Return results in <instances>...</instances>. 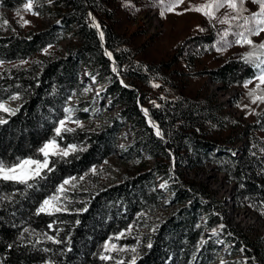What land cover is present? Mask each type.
<instances>
[{
    "label": "trees",
    "instance_id": "1",
    "mask_svg": "<svg viewBox=\"0 0 264 264\" xmlns=\"http://www.w3.org/2000/svg\"><path fill=\"white\" fill-rule=\"evenodd\" d=\"M28 1L0 4L18 13ZM31 2L42 27L9 35L0 27V60L17 61L0 69V100L15 97L19 102L14 114L0 123V161L13 164L33 157L48 138L74 144L76 150L51 156L52 170L30 180L32 187L0 179V264H190L193 259L205 264L219 248L216 235H203L205 226L219 227L231 253L240 254L239 264H264V236L253 238L221 225L216 210L222 199L204 181L185 176L187 169L197 172L206 162L214 163L235 182L237 205H249L264 218V101L253 103L256 96H264V86L243 94L258 107H252L255 120L246 124L247 141L235 146L230 133L241 119L226 112L209 89H186L184 67L173 66L175 60L140 56L141 48L117 27L119 0ZM44 13L51 19L48 24ZM5 16L0 12L1 23ZM64 38L69 40L61 50ZM212 38V33L188 35L187 42L194 46L183 61L186 71L194 72L195 56ZM250 39L264 43V38ZM238 46L222 63L204 70L225 87L253 77L255 64L264 58L258 51L246 60L252 46ZM87 80L97 84L102 104L117 107L116 114L102 118L101 110L93 108ZM71 94L78 98L79 116L87 118L89 111L98 121L91 127L66 126L74 131L57 137L55 126ZM241 100L237 97L235 103L247 111L249 105ZM151 121L159 125L160 135ZM126 123L130 141L118 153L130 164L121 179L107 182L102 168L90 167L115 152L118 132ZM149 157L155 161L151 167ZM64 178L75 186L68 192V209L38 212L43 197ZM157 178L166 180L169 208L160 202L163 189Z\"/></svg>",
    "mask_w": 264,
    "mask_h": 264
},
{
    "label": "rangeland",
    "instance_id": "2",
    "mask_svg": "<svg viewBox=\"0 0 264 264\" xmlns=\"http://www.w3.org/2000/svg\"><path fill=\"white\" fill-rule=\"evenodd\" d=\"M206 2L207 0H183V3L177 2L172 11H165V8L170 3H173V0H164L163 3H161L160 0H119L118 14L120 22L117 27L127 37H129L130 41L135 47L141 48L140 56L151 60H175L173 66L177 68L184 67L183 70L185 72L183 73L182 78L183 82L187 85L186 89L192 92L201 90L202 87L209 89V93L213 96V98L219 100L226 112H230L235 117H239L241 122L230 133L233 138V145L239 146L242 145L243 142L247 141L248 135L246 132V124L255 120L253 108L258 107V105L253 103L249 104L247 102V97L243 96V94L246 89L250 87L256 85L264 86V84H260L259 80L256 78L259 73V69L257 68L255 75L253 77L247 78L242 84H231L228 87H225L220 81L213 80L204 70L219 65L228 56L234 54L240 48L238 43L233 42L237 39L235 33L240 32L239 30H236V28L239 27L235 26L243 25V17H247L250 13L258 11L259 6L252 3L251 0H245L244 7L247 9V11L240 14V19L230 21L227 24H222L219 22V20L223 19L225 14L237 16V12L229 8H221L218 12H216V19H209L201 12L187 10L194 5H202ZM151 9H155V12L150 11ZM0 12H4L6 15L5 22H0V27L4 26V32L6 35L19 32L26 33L29 31V29H35L43 26L41 16L35 11L20 10L18 13H14L13 10H9L0 4ZM162 12L163 15L161 14ZM43 18L46 21V24L50 22L46 19V13H44ZM25 21H27V23H25ZM225 30L228 31L227 36L224 35ZM192 32L213 34L212 40L205 43L206 45H204L203 51H201L202 53L200 52L199 55L195 56V69L193 73L192 71H186L187 67L183 65L184 59H186L190 53V50H193L194 44L187 42V37ZM254 37L262 39L264 38V32H262L259 36ZM68 40V38H64L61 41V48L64 47ZM180 46L182 47L181 52H179ZM47 49L48 47H45L40 54L42 55ZM16 62L17 61L0 60V69H3L8 65H13ZM248 81L252 82L247 83ZM85 83L88 96L93 98V108H98L101 110V117L104 118L106 115L116 114L117 107H110L106 104H102L104 100L100 99V97L96 95L98 91L97 84H93L90 81H86ZM237 97H241L242 103L249 105V107H247V111H244L242 106H239V104L235 103V99ZM77 101L78 98L76 96L71 95L67 98L63 107L64 115L58 119L55 129L59 126V121L65 119V117L68 116V113L65 111V109L72 110V121L68 122L66 126L91 127L96 125L98 120L94 119L95 115L89 113V111L86 113L88 114L87 118L82 119L79 116L81 109L80 105L77 104ZM16 102L17 105H15ZM0 104L4 105V107L8 109V111H5V114L0 113V120L3 121L5 120L7 114H12L19 106L18 99L15 97L1 99ZM257 132L263 135L261 131L257 130ZM130 133L131 132L127 128L126 123L121 127L118 135H126L130 137ZM51 139L55 138H48L41 144V147ZM57 143L61 150L67 149L68 153L72 151V148L68 146L74 145L62 144L59 141H57ZM118 151L119 150L116 146L114 153L105 157L100 164L92 165L90 170L95 171L98 167L102 168L108 178L107 182H114L121 179L125 174L130 162L125 160V158L122 157ZM28 158H39L40 160H43L44 157L41 153H38L33 157H24L20 160ZM50 159L51 156L49 157V160ZM154 163L155 161L148 160L147 166L151 167ZM185 176L189 179L193 178L196 181H204L205 184L216 193V195L218 194V197L222 198L225 211L228 215L232 216L239 210V208L233 210L231 207H229L227 202L229 200L228 196L230 194L226 193V189L229 187L232 193L234 188L231 189V186L223 183V180H225V174L223 170H219L214 163L208 162L207 164H204L197 170V172H195V170H191L190 172L187 171L186 174L185 170ZM157 179V183L162 186L163 189V195L160 199V202L165 208H169L171 206L168 198L169 189L164 187L166 185V180L163 178ZM66 180L69 181L68 184L64 183ZM61 186H63V190H61ZM74 187L71 184V178L62 179L56 185V188L53 192L43 197L38 208H40L44 200L57 197V199L54 201L56 206L59 207L61 211L67 210V200L70 198L68 192ZM77 188L80 189V186H77ZM253 209H249L251 212L248 219L243 223L242 227L244 229H242V231L246 234H249L253 238H255L257 235L264 236V218L257 215L254 211L255 209ZM121 233V231L116 233V237H119ZM210 233L213 235L214 232ZM236 260L241 261L240 256L237 254L228 255L219 251L212 261H208L205 264H239L240 262ZM190 264H196L195 260L193 259Z\"/></svg>",
    "mask_w": 264,
    "mask_h": 264
},
{
    "label": "snow or ice",
    "instance_id": "3",
    "mask_svg": "<svg viewBox=\"0 0 264 264\" xmlns=\"http://www.w3.org/2000/svg\"><path fill=\"white\" fill-rule=\"evenodd\" d=\"M160 2L163 3L164 0H160ZM177 2L183 3V0H173V3H170L165 8V11H172ZM251 2L257 4L259 6V10L250 13L247 17H243V25L237 26L244 28V31L235 33L237 39L233 41L234 43L248 44L252 46V51L249 52L245 57L246 60L256 57L258 51L261 54H264V43L254 44L250 39L251 36H259L262 32H264V0H251ZM244 4L245 0H207L205 4L194 5L187 10L201 12L209 19H216V12H218L221 8H229L237 12V16L225 14V17L220 19L219 22L222 24H227L230 21L240 19V14L247 11V9L244 7ZM32 7L33 4L31 0H29V2L25 5V10H31ZM161 14L163 15V12ZM25 23H27V21H25ZM96 27H99V25H96ZM224 35H228L227 30H225ZM100 36L101 39H103V32L100 33ZM108 55L110 56L111 53H108ZM255 67L259 69V73L256 78L259 80L260 84H264V58H260L259 62L255 64ZM113 71H116V69L114 68ZM251 82L252 81H248L247 83ZM257 88H259V85H257ZM250 95H254V93H250ZM256 100L264 101V96H256L253 100V103H255ZM0 109L8 111V109L2 104H0ZM65 111L68 113V116L65 117V119L59 121V126L55 129L57 137H62L64 132L74 131V129L66 127V124L72 121V110L65 109ZM12 114H14V112ZM5 122L6 121L0 120V123ZM157 135H160L159 131H157ZM68 147L72 148L73 151L76 150L74 145H70ZM38 151L43 155V160H40L39 158H28L20 160L17 163L11 165H5L4 162L0 161V179L5 181H16L18 183L26 184L28 187H32V185L29 183L30 180L41 177L44 170H52L49 168L50 156L68 155L67 149H60L56 139L49 140ZM64 183L68 184L69 181L66 180ZM61 190H63V186H61ZM56 199L57 197H52L51 199L44 200L43 204L38 209V212H48L51 214L52 211H61V209L54 203ZM49 227H51V225ZM49 239H51V237H49ZM112 247L115 248V245H112ZM149 247H151V244H149ZM105 248H108L107 244L105 245ZM101 258L108 259L109 257Z\"/></svg>",
    "mask_w": 264,
    "mask_h": 264
},
{
    "label": "built area",
    "instance_id": "4",
    "mask_svg": "<svg viewBox=\"0 0 264 264\" xmlns=\"http://www.w3.org/2000/svg\"><path fill=\"white\" fill-rule=\"evenodd\" d=\"M150 11L155 12V9H151ZM46 19H47V21H51V19L47 16V14H46ZM61 50H63V48H61ZM80 77H81V79H83L82 75H80ZM87 81H90V80H87ZM90 82L95 84L92 81H90ZM71 95L75 96L74 94H71ZM15 105H17V102H16ZM129 141H130V137L129 136H126V135L125 136L124 135L120 136V135H118V138L116 139V146H117V148H120V147L124 146L125 144H127ZM149 160L154 161V158L149 157ZM207 163L208 162H206L205 164H207ZM187 171L190 172L191 170L187 169L186 170V174H187ZM224 174H225V180H223L224 181L223 183L231 186V189L234 188V191L232 193H231L229 187L226 189V191H227L226 193L230 194L228 196L229 200H228L227 203H228L229 207H231L233 210H236L237 208H239V210L236 213H234V215H232V216L228 215L227 212L225 211L224 203L222 202L220 204V206L218 207V209L216 210V213L219 216L221 225H223V226H225L227 228L236 227V228L242 230V229H244L242 227L243 223L248 219V217L250 215L251 211L249 209H253V208L250 207V206H247V205L239 206V205L236 204V202H235V182L233 180L228 179L226 177V173L225 172H224ZM161 188H162V186H161ZM217 196H218V194H217ZM219 198L222 199L221 197H219ZM254 211L256 212L257 215H259L261 217V215L256 210H254ZM201 219L203 221H205L206 220V216L204 214H201ZM248 224H246V225H248ZM218 229H219V227H217V226H215L213 228H209L208 226H205L204 230H203V235H205L206 237H207V235H211V236H213V235L215 236L216 235L218 237L219 248L217 250V254L220 251L223 254L225 253V254H228V255L229 254L233 255L231 253V250H230L231 244L227 240H224V237L218 233ZM209 232H214V233L212 235ZM235 254L240 256V254H238V253H235Z\"/></svg>",
    "mask_w": 264,
    "mask_h": 264
},
{
    "label": "water",
    "instance_id": "5",
    "mask_svg": "<svg viewBox=\"0 0 264 264\" xmlns=\"http://www.w3.org/2000/svg\"><path fill=\"white\" fill-rule=\"evenodd\" d=\"M90 16H91L92 23H93L94 26L96 27V25H98V24H97L96 21L93 19V15L90 14ZM96 28H97V30L101 33V28H100V26H99V27H96ZM108 53H109V51L106 49V54L108 55ZM108 56H109V55H108ZM109 58L111 59L112 66L114 67V62H113V58H112V56L110 55ZM142 109H143L144 112L147 114V110H146V108L142 106ZM145 110H146V111H145ZM151 123H152V125L154 126V128L156 129V131H159V132H160L159 125H158L157 123H155V122H152V121H151Z\"/></svg>",
    "mask_w": 264,
    "mask_h": 264
}]
</instances>
